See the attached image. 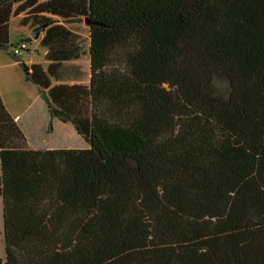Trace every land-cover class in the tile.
I'll use <instances>...</instances> for the list:
<instances>
[{"label":"trees","instance_id":"16d2710c","mask_svg":"<svg viewBox=\"0 0 264 264\" xmlns=\"http://www.w3.org/2000/svg\"><path fill=\"white\" fill-rule=\"evenodd\" d=\"M39 1L0 0V52L88 148L28 149L0 97V264H264V0ZM27 9L46 71L8 43ZM73 24L90 84L52 86Z\"/></svg>","mask_w":264,"mask_h":264},{"label":"crops","instance_id":"0c3cea01","mask_svg":"<svg viewBox=\"0 0 264 264\" xmlns=\"http://www.w3.org/2000/svg\"><path fill=\"white\" fill-rule=\"evenodd\" d=\"M41 0L39 2H42ZM19 6L15 4L13 11ZM46 15V14H45ZM30 16V9L21 12L18 15H11L9 20V45H13L14 40L23 39L22 44H26L27 55L19 57L28 66H40L44 71L48 70L53 60L48 58L49 48L43 46L42 40L47 28L32 27V20H22ZM48 16V15H46ZM60 24L61 19L53 17ZM67 26V25H66ZM74 28H83L81 35L82 54L79 59H73L63 62L64 69L57 71L60 80L51 79L52 86L58 84L64 85H85L90 84L91 64L89 55L88 29L84 25L73 24ZM41 28L37 39L31 35L35 29ZM30 39V40H29ZM22 44L17 46L20 47ZM29 44V46H27ZM40 53L42 56L40 57ZM40 57V58H39ZM40 88L27 82L20 64L11 59L5 53L0 52V97L6 111L15 121L22 131L27 147L34 151L62 150V149H86L88 144L78 134L72 123H64L57 118L51 119L47 103L41 98ZM52 122V130L49 125ZM2 216L3 207L0 198ZM4 232V223H3ZM4 239V233H3ZM5 255V254H4ZM1 257V255H0ZM4 257V256H3Z\"/></svg>","mask_w":264,"mask_h":264},{"label":"rangeland","instance_id":"374dc122","mask_svg":"<svg viewBox=\"0 0 264 264\" xmlns=\"http://www.w3.org/2000/svg\"><path fill=\"white\" fill-rule=\"evenodd\" d=\"M84 26V25H83ZM14 44H17L18 43V40H14L13 41ZM13 44V45H14ZM27 46H29V44H27ZM22 56H25L27 55V52L24 50L22 53H21ZM20 55V56H21ZM42 56V54L40 53V57ZM39 57V58H40ZM3 216H2V208H1V203H0V255L1 257L4 256L5 254V247H4V239H3Z\"/></svg>","mask_w":264,"mask_h":264},{"label":"water","instance_id":"95a60500","mask_svg":"<svg viewBox=\"0 0 264 264\" xmlns=\"http://www.w3.org/2000/svg\"><path fill=\"white\" fill-rule=\"evenodd\" d=\"M91 23L89 21L86 22V25L89 26ZM42 29L41 28H38V29H35L33 34L31 35V37L33 39H37L39 37V33ZM41 98L46 102V103H49V98L47 97V95L45 93L41 94Z\"/></svg>","mask_w":264,"mask_h":264},{"label":"built area","instance_id":"2783aa9c","mask_svg":"<svg viewBox=\"0 0 264 264\" xmlns=\"http://www.w3.org/2000/svg\"><path fill=\"white\" fill-rule=\"evenodd\" d=\"M26 49V44H22L20 47L13 50L15 55H19L22 50Z\"/></svg>","mask_w":264,"mask_h":264}]
</instances>
